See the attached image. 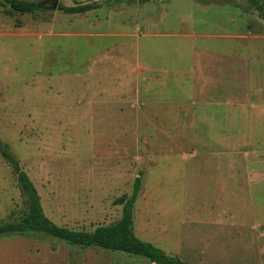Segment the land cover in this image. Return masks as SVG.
Instances as JSON below:
<instances>
[{
	"label": "rangeland",
	"instance_id": "obj_1",
	"mask_svg": "<svg viewBox=\"0 0 264 264\" xmlns=\"http://www.w3.org/2000/svg\"><path fill=\"white\" fill-rule=\"evenodd\" d=\"M22 1L40 10L20 15L0 0V145L43 214L72 231L115 225L139 178L140 241L187 264H264V16L246 0ZM84 5L95 9L59 10ZM25 213L0 156V224ZM65 254L152 264L0 237V264Z\"/></svg>",
	"mask_w": 264,
	"mask_h": 264
},
{
	"label": "trees",
	"instance_id": "obj_2",
	"mask_svg": "<svg viewBox=\"0 0 264 264\" xmlns=\"http://www.w3.org/2000/svg\"><path fill=\"white\" fill-rule=\"evenodd\" d=\"M10 8V12L29 15L40 10L35 2L22 0H1ZM263 18V4L258 0H246ZM93 5L81 7H60L64 14H83L94 10ZM0 156L17 176L20 192L24 199L26 213L16 222L0 224L1 236H24L38 234L59 240L69 246L81 249L97 248L104 251L119 252L148 260L152 264H187L177 258L166 255L155 246L140 241L133 232V208L140 190V180L135 179L130 197L122 196L117 203L123 204L120 221L111 226L97 227L92 232L72 231L52 223L42 212L39 197L28 176L21 170L18 161L5 147L0 145Z\"/></svg>",
	"mask_w": 264,
	"mask_h": 264
},
{
	"label": "crops",
	"instance_id": "obj_3",
	"mask_svg": "<svg viewBox=\"0 0 264 264\" xmlns=\"http://www.w3.org/2000/svg\"><path fill=\"white\" fill-rule=\"evenodd\" d=\"M35 257H37V256H35ZM98 257L105 258L109 263V259L106 255H104V257H103L102 255L99 256L97 254H90V255H82L80 264L91 263L92 260H96V259H98ZM132 257H136V256H132ZM57 259L59 261H61L63 264H69V257L67 254L61 255V256L46 255V257H44V261L47 260V262H54V260H57Z\"/></svg>",
	"mask_w": 264,
	"mask_h": 264
},
{
	"label": "water",
	"instance_id": "obj_4",
	"mask_svg": "<svg viewBox=\"0 0 264 264\" xmlns=\"http://www.w3.org/2000/svg\"><path fill=\"white\" fill-rule=\"evenodd\" d=\"M55 6H56V4H55Z\"/></svg>",
	"mask_w": 264,
	"mask_h": 264
}]
</instances>
